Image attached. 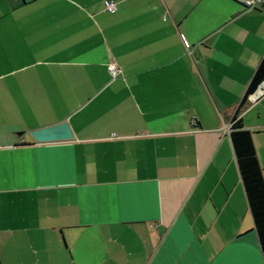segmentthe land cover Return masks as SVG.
Returning a JSON list of instances; mask_svg holds the SVG:
<instances>
[{"label":"crops","instance_id":"crops-1","mask_svg":"<svg viewBox=\"0 0 264 264\" xmlns=\"http://www.w3.org/2000/svg\"><path fill=\"white\" fill-rule=\"evenodd\" d=\"M115 1L0 0V264H264L224 128L264 7ZM238 117L264 176V94Z\"/></svg>","mask_w":264,"mask_h":264},{"label":"trees","instance_id":"trees-1","mask_svg":"<svg viewBox=\"0 0 264 264\" xmlns=\"http://www.w3.org/2000/svg\"><path fill=\"white\" fill-rule=\"evenodd\" d=\"M264 81V59L258 66L246 94L254 91ZM245 94V96H246ZM244 96V97H245ZM242 99L239 109L243 107ZM238 111L232 117L228 132L234 151L240 179L244 188L248 208L253 220L258 243L264 259V176L259 164L252 133L244 127Z\"/></svg>","mask_w":264,"mask_h":264},{"label":"built area","instance_id":"built-area-1","mask_svg":"<svg viewBox=\"0 0 264 264\" xmlns=\"http://www.w3.org/2000/svg\"><path fill=\"white\" fill-rule=\"evenodd\" d=\"M245 8L249 9H260L264 7V0H238ZM104 9L108 13H115L117 11V3L115 0H105ZM107 70L112 78H114L118 73L117 65L114 62H110L107 65ZM264 94V81L260 83L257 88L246 94L244 97L243 105H250L254 103L260 96ZM231 125L229 123L225 124L224 128L229 132Z\"/></svg>","mask_w":264,"mask_h":264},{"label":"water","instance_id":"water-1","mask_svg":"<svg viewBox=\"0 0 264 264\" xmlns=\"http://www.w3.org/2000/svg\"><path fill=\"white\" fill-rule=\"evenodd\" d=\"M35 142L70 140L73 137L67 122H60L30 132Z\"/></svg>","mask_w":264,"mask_h":264}]
</instances>
